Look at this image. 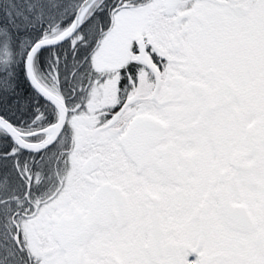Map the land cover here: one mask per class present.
<instances>
[{
    "label": "snow or ice",
    "instance_id": "obj_1",
    "mask_svg": "<svg viewBox=\"0 0 264 264\" xmlns=\"http://www.w3.org/2000/svg\"><path fill=\"white\" fill-rule=\"evenodd\" d=\"M0 264H264V0H0Z\"/></svg>",
    "mask_w": 264,
    "mask_h": 264
}]
</instances>
